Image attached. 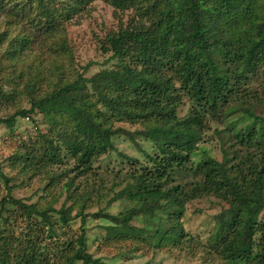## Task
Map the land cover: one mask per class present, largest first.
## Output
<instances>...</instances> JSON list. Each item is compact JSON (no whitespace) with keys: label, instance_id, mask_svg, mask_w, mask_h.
I'll return each mask as SVG.
<instances>
[{"label":"trees","instance_id":"obj_1","mask_svg":"<svg viewBox=\"0 0 264 264\" xmlns=\"http://www.w3.org/2000/svg\"><path fill=\"white\" fill-rule=\"evenodd\" d=\"M97 1L0 0V24L20 25L19 33L26 37L13 41L7 36L11 31L0 32V47L6 41L19 47L10 55L1 52L6 61L14 63L16 52L31 50L34 43L49 45L50 52L65 59H55L43 80L26 84L27 105L0 114V126L12 129L26 118L36 129L31 141L6 144L12 152L4 162L14 175L3 173L0 163V177L8 187L0 206V264L49 259L46 238L76 219L81 226L90 218L101 220L108 238L159 245L166 232L150 236L145 223L156 210L183 208L169 214L175 222L167 230L182 240L187 235L181 220L185 206L204 195L227 205L213 215L203 244L208 252L223 260L264 264V0H99L117 25L105 29L102 38L95 34L106 62L113 63L88 77L86 69L73 66L69 28L75 18L93 12ZM7 69L0 63V74ZM35 87L43 94L33 92ZM184 102L189 106L179 115ZM214 123L220 126L210 135ZM120 135L147 141L144 162L121 154L130 159L121 187L116 177L93 167L114 149L113 138ZM213 141L220 158L206 154L194 162L200 144ZM66 159L74 164L72 171L66 167L74 173L65 183L66 192L81 202L74 214L71 203L40 210L12 194L18 184L35 179L29 173L47 178L46 170ZM79 177L87 187L81 195L75 183ZM16 179L20 183L9 185ZM47 181L40 194L53 190ZM107 192L110 202L123 199L132 205L117 214L84 205L99 203ZM51 211L60 223L51 219ZM15 214L26 230L14 239L8 230L17 221ZM138 217L144 226L130 224ZM76 241L77 251L70 247L60 255L68 264H105L85 249V229Z\"/></svg>","mask_w":264,"mask_h":264},{"label":"rangeland","instance_id":"obj_2","mask_svg":"<svg viewBox=\"0 0 264 264\" xmlns=\"http://www.w3.org/2000/svg\"><path fill=\"white\" fill-rule=\"evenodd\" d=\"M96 8V11H95ZM94 11L83 17H77L72 21L69 28V35L72 42V54L74 59L73 66L75 70H85L86 76H91L93 73L104 69L105 67L112 65L113 62H106V55L102 54L99 49V42L95 38L97 34L100 38L103 37L105 29H111L117 27L116 21H114L109 15L110 8L102 1H97ZM20 25L15 27H7L0 24V32L8 29V38L15 40L26 39L25 36L19 33ZM20 36H19V35ZM49 45L45 44H31V50L26 48L24 51L16 52L15 62L6 61L1 52H8L9 55L12 50L19 49L15 44L10 41H6L0 47V63L6 64L8 69L5 73L0 74V114L6 115L11 112V108L21 107L27 105L29 90L26 88V84L33 83V81L43 80L42 74L47 73L48 67L54 63V60L65 61L63 54L57 52H50L48 50ZM11 74H14L17 78L13 79ZM35 91L39 94H43V91L38 87H35ZM4 105V106H1ZM189 106L188 102L182 103L178 107V114L183 115L186 112V108ZM13 112V111H12ZM217 123L212 124L210 128V135L212 130L217 126ZM41 126V125H40ZM134 128V126H129ZM43 129L44 127L41 126ZM36 131L35 126L31 124L26 118L16 121L12 129L0 126V163L3 165V173L8 177L14 175L15 171L11 172V168L4 162L12 152V149H8L6 144H10L12 140L26 139L31 141L34 137L33 133ZM137 142L138 145L135 143ZM147 141H140V137L136 138V141H131L127 136L120 135L113 138L114 149L107 154L102 155L96 159L93 163L94 171L108 172L107 174L116 177V181L120 182V186L125 183L124 172L128 170L130 165L122 155H129L139 159L140 162H144V151L147 150ZM213 144L201 143L199 150L193 154V161H198L206 154L213 157L220 158L218 146L215 141ZM216 147H214V146ZM140 147V148H139ZM122 154V155H121ZM60 164L49 167L46 170L47 178H43L40 175L29 173L30 176H34L35 179L25 182L21 187L17 188L20 183V179L11 180L9 185H16V188L12 190V194L15 197L25 199L28 203H34L38 209L43 210L49 206L54 205L55 209H59L61 206L67 207L70 203L74 205L72 213L74 214L81 202H77L68 197V193L65 189V183L74 173H67L66 167L69 166V170L74 167L72 160L66 159ZM66 165V166H65ZM72 171V170H71ZM12 173V174H11ZM50 178V179H49ZM48 180V181H47ZM44 181L48 184L50 189H53L50 194H40L41 185ZM76 184H80L81 189L77 192L81 195L87 190L85 182L82 177L75 180ZM109 185L106 184V188ZM118 187V188H119ZM8 190L6 181L0 177V206L2 204V198L5 197ZM106 192V191H104ZM108 194V192H107ZM44 197V198H40ZM111 194L104 197L103 200L96 203L94 201L86 202L85 206H93L92 208H106L105 210L110 213L117 214L129 206L131 202L118 199L110 202L108 199ZM124 197V196H122ZM109 202H107V201ZM121 203V204H120ZM64 204V205H63ZM120 204V205H119ZM96 205V206H95ZM227 207L220 198L214 195H204L200 198H196L189 202L185 206V211L182 213V226L187 235L185 238L178 239L174 232L170 233L167 230L174 225L175 220L169 217L172 212H180L183 208H170L167 210H156L154 217L150 218L145 225L148 227V233L153 236L155 231L166 232L163 234L162 242L157 245L155 241L140 242L134 240L119 241L113 238L107 237V231L104 228V224L101 220H95L90 218L86 220L84 226H81L80 220H71L67 224L59 225L57 227L56 234L51 238H46V243L49 245L50 250L47 255L49 259L43 256L38 264H68L65 258H61L60 255L65 254L66 251L73 247L74 251H77L79 245L77 238L81 233V229H85V249L89 253H92L94 257L101 259L105 264H248V259L239 260H223L215 252H208L209 247H204L203 244L207 243L206 234L212 228V223L215 220L214 214L224 210ZM88 210H91L88 208ZM17 221L11 223V230L8 232L13 233L14 239L19 236L21 231H25L24 227L26 223L20 220L17 214ZM52 220H57L58 215L51 211L49 213ZM261 218V215H260ZM35 219V218H34ZM34 219L33 222L34 223ZM58 221V220H57ZM101 221V222H100ZM39 223V222H38ZM57 223H60L59 221ZM131 225L137 227L144 226L143 217H138L130 220ZM40 225V224H39ZM145 229V228H144ZM195 233L198 235L196 238H191L189 233ZM199 240H198V239ZM178 241H180L178 243ZM157 245V246H156ZM19 250H14V254ZM69 254H71L69 252ZM73 264H82L81 261L74 262Z\"/></svg>","mask_w":264,"mask_h":264}]
</instances>
